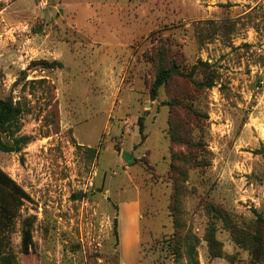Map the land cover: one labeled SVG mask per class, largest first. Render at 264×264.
<instances>
[{
    "label": "rangeland",
    "instance_id": "374dc122",
    "mask_svg": "<svg viewBox=\"0 0 264 264\" xmlns=\"http://www.w3.org/2000/svg\"><path fill=\"white\" fill-rule=\"evenodd\" d=\"M0 98L16 264H264V0H0Z\"/></svg>",
    "mask_w": 264,
    "mask_h": 264
},
{
    "label": "trees",
    "instance_id": "16d2710c",
    "mask_svg": "<svg viewBox=\"0 0 264 264\" xmlns=\"http://www.w3.org/2000/svg\"><path fill=\"white\" fill-rule=\"evenodd\" d=\"M177 74L176 66L161 69L152 86V96L159 88L170 82ZM21 109L11 101L0 98V151L4 153L21 152V144H28V138L21 137L12 142H5L3 134L9 133L16 125ZM140 119V123H141ZM173 167V166H171ZM28 194L0 168V264H16L12 250L7 245L12 233L13 224L18 217L23 200H29ZM34 249L33 223L25 220L22 231L21 253L29 255Z\"/></svg>",
    "mask_w": 264,
    "mask_h": 264
},
{
    "label": "crops",
    "instance_id": "0c3cea01",
    "mask_svg": "<svg viewBox=\"0 0 264 264\" xmlns=\"http://www.w3.org/2000/svg\"><path fill=\"white\" fill-rule=\"evenodd\" d=\"M134 206H133L134 208H132V217H131L132 218L131 219L132 225L129 228V232H130L129 235L134 240V249L132 252V258H129V256L127 255V252H125V251L123 252V256L125 255L126 256L125 259H127V261L125 262L126 264H138L139 259H140V255H139V247H140V244H139V241H140L139 218L140 217H139V212L137 210L136 204H134ZM129 235H128V237H129Z\"/></svg>",
    "mask_w": 264,
    "mask_h": 264
}]
</instances>
